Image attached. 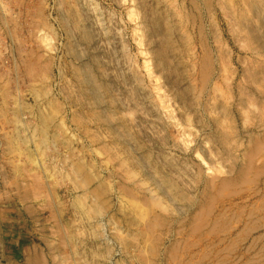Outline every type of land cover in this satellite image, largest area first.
<instances>
[{"label": "rangeland", "instance_id": "374dc122", "mask_svg": "<svg viewBox=\"0 0 264 264\" xmlns=\"http://www.w3.org/2000/svg\"><path fill=\"white\" fill-rule=\"evenodd\" d=\"M0 264H264V0H0Z\"/></svg>", "mask_w": 264, "mask_h": 264}, {"label": "bare ground", "instance_id": "6f19581e", "mask_svg": "<svg viewBox=\"0 0 264 264\" xmlns=\"http://www.w3.org/2000/svg\"><path fill=\"white\" fill-rule=\"evenodd\" d=\"M53 112H54V111H53ZM57 180H58V179H57ZM78 200H79V199H78ZM77 202H78V201H77ZM85 203H86V201H85ZM80 204H82V207L86 209V207H85L86 205H85L84 203H82V202L80 201ZM87 212H88V211H87ZM104 242H105V241H104Z\"/></svg>", "mask_w": 264, "mask_h": 264}]
</instances>
